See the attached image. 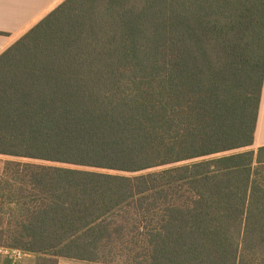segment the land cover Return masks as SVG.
<instances>
[{
	"label": "trees",
	"instance_id": "16d2710c",
	"mask_svg": "<svg viewBox=\"0 0 264 264\" xmlns=\"http://www.w3.org/2000/svg\"><path fill=\"white\" fill-rule=\"evenodd\" d=\"M263 79L264 0L62 1L0 55V154L126 175L7 161L0 264H264V146L223 154Z\"/></svg>",
	"mask_w": 264,
	"mask_h": 264
},
{
	"label": "crops",
	"instance_id": "0c3cea01",
	"mask_svg": "<svg viewBox=\"0 0 264 264\" xmlns=\"http://www.w3.org/2000/svg\"><path fill=\"white\" fill-rule=\"evenodd\" d=\"M62 1L0 0V55ZM252 146H264V79Z\"/></svg>",
	"mask_w": 264,
	"mask_h": 264
},
{
	"label": "rangeland",
	"instance_id": "374dc122",
	"mask_svg": "<svg viewBox=\"0 0 264 264\" xmlns=\"http://www.w3.org/2000/svg\"><path fill=\"white\" fill-rule=\"evenodd\" d=\"M252 149L255 150V148L253 146H251V147H245V148H242V149H239V150H235V151H231V152H226V153H223V154L239 152V151H246V150H252ZM7 161L34 162V163H41V164H46V165H57V166L72 167V168H79V169H86V170H96V171H101V172L119 173V174L126 175V173H120V172H115V171H109V170H103V169H93V168H88V167H76V166H72V165H64V164L53 163V162H49V161H39V160H32V159H28V158L11 157V156L1 155L0 154V177L2 176L4 165H5V163ZM192 161H195V160L178 162V163L173 164V165L158 167V168L150 169L148 171H157V170L163 169L165 167L175 166V165H182V164H186V163H189V162H192ZM134 219H135V216L133 214V211L131 210V207H127L125 215L122 218L121 217L118 218L119 223H122V225L126 229L125 233H128V231L131 229V227L133 225H135V224H133V220ZM139 230H140V228H139Z\"/></svg>",
	"mask_w": 264,
	"mask_h": 264
},
{
	"label": "built area",
	"instance_id": "2783aa9c",
	"mask_svg": "<svg viewBox=\"0 0 264 264\" xmlns=\"http://www.w3.org/2000/svg\"><path fill=\"white\" fill-rule=\"evenodd\" d=\"M6 253H8L11 257H13L14 259H19L20 257H22V252L19 250H13V251H5Z\"/></svg>",
	"mask_w": 264,
	"mask_h": 264
}]
</instances>
